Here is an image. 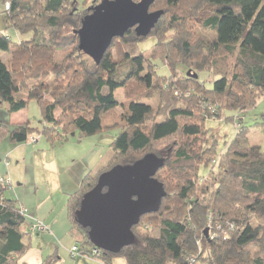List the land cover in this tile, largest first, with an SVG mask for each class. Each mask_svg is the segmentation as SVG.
<instances>
[{
    "label": "trees",
    "instance_id": "1",
    "mask_svg": "<svg viewBox=\"0 0 264 264\" xmlns=\"http://www.w3.org/2000/svg\"><path fill=\"white\" fill-rule=\"evenodd\" d=\"M0 2V50L9 55L7 60L0 58V108L12 114L35 100L44 121L42 128L31 126L29 120L0 122V136L21 144L39 134L54 146L75 131L84 137L119 128L107 157L67 201L70 232L81 254L105 264L117 257L126 264H264L261 146L249 144L243 126L221 152L216 143L204 148L194 143L207 132L208 119L223 117L224 109L252 108L264 99V0H154V11L162 14L149 34L129 29L113 39L99 64L81 58L75 33L91 13L86 6L78 9L72 0ZM65 26L72 28L71 36H63ZM194 28L207 33L199 36ZM9 30L31 37L15 42ZM149 36L157 37L152 58L169 62L175 70L178 64L186 66L198 75L208 69L217 77L213 87L207 89L193 75L194 83L184 86L173 84L172 74L158 77L150 57L136 47ZM127 43H135L132 50L139 54L125 51L122 45ZM114 47H119V59L113 57ZM58 50L64 52L61 60L56 59ZM219 56L233 57V69L220 65ZM124 63L129 68L121 73ZM166 80H171L172 89ZM158 87L162 93L169 88L173 93L163 94L156 110L144 100ZM119 88L124 89L122 103L115 97ZM148 153L164 159L155 175L166 191L158 211L143 215L133 226L131 245L118 252L97 247L77 217L84 194L101 173ZM3 177L0 264H19V256L31 246L32 223L19 202L7 196L11 181ZM206 229L216 236L207 238Z\"/></svg>",
    "mask_w": 264,
    "mask_h": 264
},
{
    "label": "water",
    "instance_id": "2",
    "mask_svg": "<svg viewBox=\"0 0 264 264\" xmlns=\"http://www.w3.org/2000/svg\"><path fill=\"white\" fill-rule=\"evenodd\" d=\"M154 0H101L89 7L79 29V48L99 64L113 39L136 27L147 35L159 21L161 12L150 11ZM187 75L198 77L188 70ZM164 159L148 153L132 164H118L103 172L96 185L84 194L77 212L79 222L89 228L97 247L118 252L135 241L132 230L140 218L158 211L166 191L155 177ZM209 238L208 229L205 230Z\"/></svg>",
    "mask_w": 264,
    "mask_h": 264
},
{
    "label": "rangeland",
    "instance_id": "3",
    "mask_svg": "<svg viewBox=\"0 0 264 264\" xmlns=\"http://www.w3.org/2000/svg\"><path fill=\"white\" fill-rule=\"evenodd\" d=\"M73 2H76V6L77 8H81V7H85L89 8L92 7L94 5H92V2L94 0H72ZM100 0H97V4H99ZM155 5H152L150 7V11H154L156 10L157 7H154ZM3 9V4L0 2V10ZM195 29V28H194ZM196 34H199V36L201 35H206L207 31L203 32L201 31L199 28H196ZM4 31V25H3V20L2 18H0V32ZM62 34L64 35H68L71 36L73 34V30L70 26H65L62 30ZM203 32V33H202ZM7 35L11 38V40L15 41V42H19L22 40H28L31 37V34H25V35H21L19 34V32L15 31V30H9L6 32ZM169 34H172V31L169 32ZM60 40H62V37L60 38ZM69 40V39H68ZM64 42V40H62ZM65 41H67V38H65ZM157 42V37L156 36H149L146 39H143L141 41H138L136 43V47L139 51L143 52L144 56L146 59H148V57H150L149 59L151 60V64L155 66V71L158 77L163 78H170L171 74L173 77H171L173 84L179 85V86H184V85H190L193 82L192 79H194L192 77V75L188 76L187 72H188V67L186 66H182V65H177L176 70L172 68V66L169 64V62H163L160 58H152L150 55H152L151 51L154 47V45ZM135 46V43H127V45H122V48L125 51H131L132 55L133 54H139L137 51L133 52V47ZM118 49L119 47H114L111 49V52L113 54L114 58H118ZM82 52V51H81ZM64 55L63 51H57V55H56V59L57 60H61L62 57ZM221 58H219V64L220 65H224L226 66L228 69H233L234 63H235V59L232 57L230 59V57H222L219 56ZM0 58L2 60H7L9 58V55L7 52L0 50ZM81 58L88 61L89 63L92 62L93 58L88 55L87 53H81ZM218 59V57H217ZM168 63L171 67L169 68L168 65L166 64ZM219 66V65H218ZM129 66L128 63H124L121 65L120 68V72L124 73L126 70H128ZM153 70V69H152ZM232 71V70H229ZM233 72V71H232ZM191 73H197L196 70H191ZM199 81L207 88V89H211L213 87V83L214 80L217 79V77L215 75H213L208 69L200 71L199 72ZM171 80H166V83L168 84L167 86L171 87ZM174 86V85H173ZM195 87V86H194ZM172 89V87H171ZM204 89V88H203ZM167 91H165V93H162V90L159 89V87L153 92L151 93L152 97L150 99H145L144 102H148L149 104L152 105V107L154 109H158V107L161 104V100H162V95L166 94ZM172 90H168L167 95L170 96V94H172ZM202 94V93H201ZM124 89L123 88H119L116 92H115V97L117 99V101L119 103H122L125 101V96H124ZM191 95V94H190ZM190 97V96H189ZM194 106H197L196 104H194ZM119 109H122L121 106H119ZM223 117L221 115V117H219L218 119H208L206 121V126L208 128L207 132L205 133V135L203 136H199L197 138V140L194 143H197V147H201L204 148L206 146L208 147H213L214 144H217V148L218 150L221 152L224 150L225 148V144L226 143H230L233 138L235 137L237 131L239 130L240 126H243L245 129L248 130V142L250 145H259L261 146L262 151L264 152V99L260 98L257 100V103L254 107L252 108H248L245 110H239V109H224L223 111ZM2 115H5V117H9V114L6 112V110L4 108H0V118H2ZM23 116H27L29 118L30 124L33 127H39L42 128L44 126V121L42 119V112L40 109V106L38 105V103L35 100H30L28 102L27 107L25 108V112H23V114H21ZM119 134V128L115 127L112 128L110 130H106L103 131L102 133H98L95 135H91V136H84V137H80V132L79 131H75L72 134L69 135L68 139L66 141H64L63 143H55L54 145H57L55 149V151L53 152H48V156L51 157V159H54L56 155H60V151L62 152V156H66L69 158L68 161H72V157L76 156V158H82L79 156H85V158L89 159L91 157V155L89 154L88 149L84 148L85 145H90L92 141L95 143H97V148L99 149V153L102 154L101 156H105L107 154V152L109 153L111 151V143L113 142V140L116 138V136ZM37 135V134H36ZM37 140L39 139H45L43 136L41 135H37ZM42 141L45 140H41V143H43ZM81 141V142H80ZM83 141V142H82ZM10 141L8 140L9 143ZM80 142V143H78ZM12 143V142H11ZM28 145H36V143H29ZM159 148L163 149V144L161 143ZM62 149V150H61ZM2 150V149H0ZM10 159H14L13 156H9ZM46 157V158H47ZM28 159H34V157L32 155L28 154ZM11 161V160H10ZM79 163V162H78ZM75 168L78 170L81 169L79 168V164L75 165ZM94 168V167H93ZM31 168H26V167H19L18 170H16V177L20 176V172L23 171V176L26 175V178L24 180V185L20 188V190L22 191V193H26L29 196V200H34L35 199V195H34V189L32 188V184H30L29 181V175L31 173ZM39 178L38 180V184H40L44 178L45 175H43V173L41 174V169L39 167H35L33 169ZM203 174L207 173V170H203L202 171ZM13 176H15V170L13 169ZM13 180V179H11ZM12 185L11 189L7 192V196L11 197L14 196L15 192L16 194H20L19 191H17V184L16 181L13 180L12 181ZM211 189V188H210ZM213 189V188H212ZM44 193V190L40 188L39 191V195L38 197L41 199L42 198V194ZM55 210H54V215H56L60 210L63 211L64 209V216H66V212H65V208L64 204H65V199L61 198V196L57 195V197H55ZM47 207L45 206V209ZM23 209V207H22ZM263 221V220H262ZM67 223V220H66ZM46 225V224H45ZM67 226V224H66ZM47 227V225H46ZM208 234H209V230H208ZM44 235H48L46 232L42 233V234H34L32 236L33 242L35 240H37L40 237H43ZM209 238L213 239V237L210 236L209 234ZM48 243H52V246H57L59 248V252H62V254L64 255V263L63 264H71V262L76 261L77 259L80 258H90V259H95L96 261H88V262H82L81 264H105L103 261L97 260L96 258H93L91 256H87V255H82L79 254L77 255L75 258H73L70 254L71 252V248L74 245V243L72 242V239L70 238V236H68L66 234V240L63 241L61 238L56 239L55 241H53L51 238L50 240H48ZM66 256V257H65ZM68 259V260H67ZM111 264H126V261L124 258L122 257H117L114 258L111 262Z\"/></svg>",
    "mask_w": 264,
    "mask_h": 264
},
{
    "label": "crops",
    "instance_id": "4",
    "mask_svg": "<svg viewBox=\"0 0 264 264\" xmlns=\"http://www.w3.org/2000/svg\"><path fill=\"white\" fill-rule=\"evenodd\" d=\"M23 112H25V108L9 114V117L7 118L5 115H2L0 122L9 125L24 123L28 121L29 118L21 115ZM41 140L45 141H42L43 143H41ZM6 142H8V139L0 136V149H2L0 150V175L9 178L11 186H13L12 181H16L17 191H19L20 194H16L15 192L14 196H11V198L16 199L21 207L25 209V214L28 217L29 222L34 224L40 221L47 225L46 231L35 232L34 234L38 235L43 232L48 234L38 238L34 242L32 239L33 234H31V246L19 256V264H63L64 255L62 252H59L57 246H52V243H48V240L51 238L55 241L56 239L61 238L65 241L67 234L70 236L73 243L76 242L70 232L71 222L67 214L68 198L71 194L78 191L84 177L90 171L98 167L109 153L107 152L104 157L101 156V152H98L99 149H96L98 146L97 143L92 141L91 146L85 145L84 147L88 149V155H91L89 159L85 158V156H79L82 157L81 159L73 156V160L68 161L69 158L67 155L65 157L62 156L61 151L59 152L60 155H56L54 159H51L50 156L47 157L48 152L55 151L54 148H56L57 145L51 146L46 139L41 138L35 142L27 141L21 144ZM29 143H36V145H28ZM28 154L32 155L34 159H28ZM9 156H13L14 159H10ZM77 164H79V168H81L79 172L75 168V165ZM21 166L32 169L29 175V181L34 189V200L30 201L28 199L29 196L26 193H22L20 190L24 185V180L26 178V175L23 176V171L20 172L19 177H16V170ZM35 167H39L41 169V174L43 173V175H45L40 184H38V180L41 178H39L37 173L33 170ZM13 169L15 170V176L12 174ZM40 188L44 190L41 199L38 197ZM57 195L65 199L63 208H65L66 216H64L63 213L64 209L54 215L55 197H57ZM45 206L47 207L46 209ZM27 228L29 229L28 224L25 229ZM83 261L91 262L96 260L80 258L71 262V264H81Z\"/></svg>",
    "mask_w": 264,
    "mask_h": 264
},
{
    "label": "built area",
    "instance_id": "5",
    "mask_svg": "<svg viewBox=\"0 0 264 264\" xmlns=\"http://www.w3.org/2000/svg\"><path fill=\"white\" fill-rule=\"evenodd\" d=\"M37 137L38 136H30L29 140L32 141V142H35V141H37ZM4 180H5L4 177L0 175V182H3ZM7 181L10 182V179H7ZM23 212L25 213V209H23ZM46 230H47L46 225L43 222H40V221L32 224L31 227H30V231L32 233L42 232V231H46ZM215 236H216L215 233H213V235H211V237H215ZM97 252H98L97 250H94L95 254ZM70 253H71V256L73 258H75L77 255L81 254L80 251H79V243L78 242L74 243V245L71 248V252Z\"/></svg>",
    "mask_w": 264,
    "mask_h": 264
}]
</instances>
